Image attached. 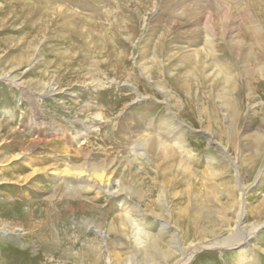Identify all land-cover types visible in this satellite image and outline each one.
I'll return each instance as SVG.
<instances>
[{
    "label": "rangeland",
    "instance_id": "1",
    "mask_svg": "<svg viewBox=\"0 0 264 264\" xmlns=\"http://www.w3.org/2000/svg\"><path fill=\"white\" fill-rule=\"evenodd\" d=\"M181 259L264 264V0H0V264Z\"/></svg>",
    "mask_w": 264,
    "mask_h": 264
},
{
    "label": "bare ground",
    "instance_id": "2",
    "mask_svg": "<svg viewBox=\"0 0 264 264\" xmlns=\"http://www.w3.org/2000/svg\"><path fill=\"white\" fill-rule=\"evenodd\" d=\"M63 131H64V129H63ZM77 132H78V131H77ZM80 133L84 134V132H80ZM82 134H81V135H82ZM78 135H79V134H78ZM198 200H199V199H198ZM195 202L197 203V201H195ZM199 202H200V201H199ZM200 203H201V202H200ZM240 237H241V236H240ZM239 239H240V238H239V234L236 235L235 237H232L231 239H226V240H227V242H226L227 244H226V245H229V246H230V245H234V244H236V243L238 244L239 242H237V241H238ZM226 240H225V241H226ZM241 243H242V242H241ZM218 244H220V243H218ZM218 244H217V245H218ZM241 245H242V244H241ZM230 248H231V247H230ZM197 249H198V248H194V249H192V250H191V254H192V251L195 252ZM188 255H189V254H188ZM188 255H187V256L185 255V256H186V259L189 257ZM93 259H94V258H93ZM96 259H97V258H96ZM96 259H95V260H96ZM186 259H185V260H186ZM185 260H182V259H181V261H180L181 264H183V263L185 262ZM96 262H97V261H96ZM180 262H179V264H180Z\"/></svg>",
    "mask_w": 264,
    "mask_h": 264
}]
</instances>
